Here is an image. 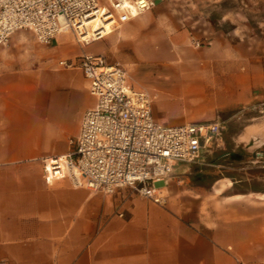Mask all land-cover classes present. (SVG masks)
<instances>
[{"label":"crops","instance_id":"crops-1","mask_svg":"<svg viewBox=\"0 0 264 264\" xmlns=\"http://www.w3.org/2000/svg\"><path fill=\"white\" fill-rule=\"evenodd\" d=\"M168 9L155 0L87 47L63 31L40 51L32 41L19 56L0 51V264H264V126L238 134L242 146L222 136L234 109L262 97L264 67L246 64L240 42L213 31L209 48L167 64L165 31L190 39L185 19L165 23ZM129 29L131 40L122 36ZM83 52L120 63L132 90L156 91L151 111L159 123L223 121L216 145L196 163L174 164L167 186L158 185L163 202L46 178L45 161L73 148L70 139L95 104L82 71L59 65Z\"/></svg>","mask_w":264,"mask_h":264},{"label":"built area","instance_id":"built-area-1","mask_svg":"<svg viewBox=\"0 0 264 264\" xmlns=\"http://www.w3.org/2000/svg\"><path fill=\"white\" fill-rule=\"evenodd\" d=\"M154 4L155 0H0V46L21 29L30 30L44 45L70 31L84 46L102 37L83 39L101 7L105 9L101 18L113 28ZM59 65L82 71L95 104L84 112L78 135L70 139L73 148L45 161L48 180L68 177L75 186L104 194L128 188L163 202L161 189L174 164L196 163L205 148L216 145L223 125L220 118L179 125L157 122L149 94L128 87L120 63L83 52L73 60H60Z\"/></svg>","mask_w":264,"mask_h":264},{"label":"rangeland","instance_id":"rangeland-1","mask_svg":"<svg viewBox=\"0 0 264 264\" xmlns=\"http://www.w3.org/2000/svg\"><path fill=\"white\" fill-rule=\"evenodd\" d=\"M159 1L170 4L171 9L166 12L170 14V21H174L165 22L166 24L177 23L179 25L178 19H185L183 21L190 24L186 27L190 32V39L178 41V36H175L172 31H165L162 49L168 54L165 59L167 64H177L182 59H191L190 57L194 54V51L209 48L211 44L206 35L213 31V35L215 33L228 34V39L232 42L238 40L241 44L238 52L243 53L246 64H249L248 60L253 59L254 61L258 60L264 67V0H157V2ZM140 16L142 15H138L137 18ZM124 24L114 29L112 33L110 32L99 39L91 40L84 46L87 47L93 43L107 40L110 34L118 32ZM69 33L75 40L73 34ZM123 35L128 40H131L133 38V30L129 29ZM16 36H22V39H27V41L11 42ZM28 41H32V50L40 51L47 47V45L38 42L30 30L21 29L14 32L6 44L0 46V51L2 53L7 51L19 56L27 50ZM76 42L78 45L83 46L78 41ZM115 42L117 45H121V41L116 40ZM213 48L215 49L216 47ZM127 52L133 53L131 48ZM0 60L2 61L3 58H0ZM157 69L163 74L164 68ZM142 79L143 75L141 72L134 76L136 82ZM155 81L158 84L165 83L162 79ZM148 94L150 96L151 109L154 111L158 100L157 92L148 91ZM252 125L264 126V89H262L260 100L234 109L233 117L228 122L226 130L222 132L223 140L225 139L233 147L237 146L238 134L245 130L246 127ZM238 146H242V144ZM222 147L226 148V146L221 145L218 151H221Z\"/></svg>","mask_w":264,"mask_h":264},{"label":"bare ground","instance_id":"bare-ground-1","mask_svg":"<svg viewBox=\"0 0 264 264\" xmlns=\"http://www.w3.org/2000/svg\"><path fill=\"white\" fill-rule=\"evenodd\" d=\"M104 11L105 9L101 7L100 14L97 16V18L94 20H91L88 23L89 29L85 30L83 39L92 37V36H97L98 34H100V36H105L113 31L110 27V24L105 22L104 20L105 18H101V15H103Z\"/></svg>","mask_w":264,"mask_h":264}]
</instances>
